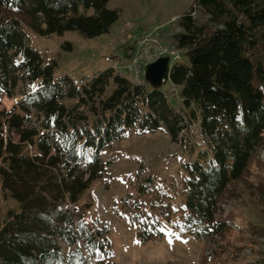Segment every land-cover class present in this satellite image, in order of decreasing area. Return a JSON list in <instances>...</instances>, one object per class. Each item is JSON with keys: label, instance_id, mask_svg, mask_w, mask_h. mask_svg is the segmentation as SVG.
<instances>
[{"label": "trees", "instance_id": "16d2710c", "mask_svg": "<svg viewBox=\"0 0 264 264\" xmlns=\"http://www.w3.org/2000/svg\"><path fill=\"white\" fill-rule=\"evenodd\" d=\"M108 1L0 0V99L20 98L0 112V264H88L107 254L108 242L66 205L107 172L111 161L101 153L127 130L165 131L184 142L198 124L207 148L183 165L186 202L175 226L200 234L226 229L222 200L263 141L264 0H196L203 19L191 10L178 20L174 46L187 64L171 67L166 81L181 87L183 113L168 105L162 84L139 86L113 68L80 85L54 80L53 64L30 46V30L87 39L108 33L119 17ZM33 114L43 118L41 129L30 124ZM3 192L20 205L4 222ZM134 221L143 240L164 236L150 215ZM242 264H264V250Z\"/></svg>", "mask_w": 264, "mask_h": 264}, {"label": "rangeland", "instance_id": "374dc122", "mask_svg": "<svg viewBox=\"0 0 264 264\" xmlns=\"http://www.w3.org/2000/svg\"><path fill=\"white\" fill-rule=\"evenodd\" d=\"M195 6L196 0H109L108 9L117 11L119 17L108 33L87 39L78 31L43 37L30 30L29 44L44 63L53 64L54 80L68 76L80 85L84 79L90 81L113 68L140 86L148 65L159 58L169 56L170 67L187 64L184 52L174 46V35L179 31L178 20L191 10L197 11ZM194 15L203 19L198 11ZM66 44L71 49H66ZM167 53L171 56L163 55ZM131 73L139 75L137 82ZM161 89L168 105L183 113L181 87L167 80ZM19 100L1 98L0 112L12 110ZM42 122V117L32 115V127L41 129ZM184 135V142H174L165 131L140 134L131 129L101 153L104 163L111 161L107 172L76 204L66 205L81 213L86 224L108 242L107 254L89 258L88 264H242L262 253L264 138L244 177L233 183L222 200L219 221L226 229L222 233L207 231L202 238L175 226L183 224L181 210L186 202L183 165L207 148L198 124ZM5 136L17 141L14 133ZM9 210L19 212L20 205L3 192L2 222ZM167 213L169 218L164 217ZM145 214L159 222L163 237L143 240L134 217Z\"/></svg>", "mask_w": 264, "mask_h": 264}, {"label": "water", "instance_id": "95a60500", "mask_svg": "<svg viewBox=\"0 0 264 264\" xmlns=\"http://www.w3.org/2000/svg\"><path fill=\"white\" fill-rule=\"evenodd\" d=\"M170 67V57H162L151 63L147 67L146 79L153 85H161L168 78Z\"/></svg>", "mask_w": 264, "mask_h": 264}, {"label": "built area", "instance_id": "2783aa9c", "mask_svg": "<svg viewBox=\"0 0 264 264\" xmlns=\"http://www.w3.org/2000/svg\"><path fill=\"white\" fill-rule=\"evenodd\" d=\"M168 54L171 56V53H167V54H163V55H168ZM132 64H133V62H132ZM131 74H132V75H131ZM131 74H130V75H131L132 77L135 75V73H134V74L131 73ZM145 74H146V72H145ZM135 76H136V78L134 77V78L136 79L135 82H137V78H138L139 75H135ZM144 84H145V82L143 83V85H144ZM202 238H203V237H202Z\"/></svg>", "mask_w": 264, "mask_h": 264}]
</instances>
